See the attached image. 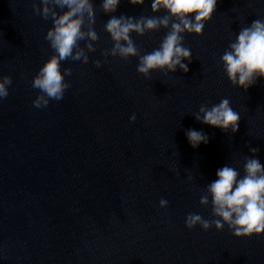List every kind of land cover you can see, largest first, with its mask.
I'll use <instances>...</instances> for the list:
<instances>
[{"label": "clouds", "instance_id": "clouds-1", "mask_svg": "<svg viewBox=\"0 0 264 264\" xmlns=\"http://www.w3.org/2000/svg\"><path fill=\"white\" fill-rule=\"evenodd\" d=\"M133 6L143 5L145 0H127ZM254 0H249V6ZM121 0H102L101 11L111 14L104 23V30L113 42L110 49L101 55L107 63L108 56L128 62L130 58L138 59L136 71L145 79H151L153 72L164 75L175 73L179 68L182 72L189 71L192 62L190 48L184 46L185 34L202 36L205 24L211 21L217 10L218 0H152V13L164 10L162 16L130 17L116 15ZM33 13L44 20H51L44 39L49 43L53 54L33 76L31 86L39 93L32 101L36 109L47 108L50 101H62L66 90L71 87L73 69L66 67L61 71L62 61H81L89 63L87 53H94V44L99 41L96 31V11L92 0H40L32 3ZM166 29L158 48L142 54L141 46L137 45L132 34L144 37L150 33ZM84 42L81 46V42ZM187 60L188 64L183 61ZM218 63L233 87L244 92L264 78V17L254 19L250 24L240 27ZM96 68L102 67L101 61H94ZM13 84L10 75H0V102L10 95L9 88ZM203 124L221 129L225 134L239 131L240 114L231 107L228 98L219 103L201 104L198 112L192 114ZM130 123H135L136 115L130 116ZM186 137L193 148L201 143L207 144L209 137L203 131L189 129ZM251 156H244L243 172L225 165L218 169L215 181L205 186L199 203L209 206L211 197V215L213 219H204L200 214L188 213L185 226L192 230L197 225L204 231L215 228L223 231L225 225L237 238L264 235V165L256 158L259 148L247 145ZM189 181L193 177H188ZM169 202L161 198L160 208H167Z\"/></svg>", "mask_w": 264, "mask_h": 264}]
</instances>
